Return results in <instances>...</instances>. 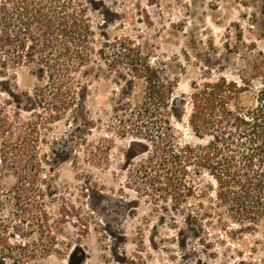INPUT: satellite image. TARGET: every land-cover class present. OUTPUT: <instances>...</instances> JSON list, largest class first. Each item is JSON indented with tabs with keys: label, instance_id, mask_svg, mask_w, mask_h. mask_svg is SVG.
<instances>
[{
	"label": "rangeland",
	"instance_id": "rangeland-1",
	"mask_svg": "<svg viewBox=\"0 0 264 264\" xmlns=\"http://www.w3.org/2000/svg\"><path fill=\"white\" fill-rule=\"evenodd\" d=\"M79 1L93 53L65 114L36 104L34 63L0 65V264H264V217L235 222L205 172L165 184L148 159L159 120L137 116L148 77L173 89L176 146L209 139L188 120L206 83L252 80L249 104L264 80V0Z\"/></svg>",
	"mask_w": 264,
	"mask_h": 264
},
{
	"label": "trees",
	"instance_id": "trees-1",
	"mask_svg": "<svg viewBox=\"0 0 264 264\" xmlns=\"http://www.w3.org/2000/svg\"><path fill=\"white\" fill-rule=\"evenodd\" d=\"M90 30L79 0H1L0 65L34 63L46 75L45 85L34 91L35 102L47 105L51 118H59L79 98L74 74L93 53ZM257 73L264 76L261 68ZM148 79L150 96L137 116L152 114L159 120V140L148 158L157 163L152 166L158 168L156 176L169 184L187 169L205 172L214 179L215 199L229 216L239 224H256L264 217V80L249 104L245 99L253 90L252 80L245 77L238 83L219 76L193 92L189 124L196 135L209 139L176 146L168 117L173 89L163 80L151 87ZM125 109L134 116L131 103Z\"/></svg>",
	"mask_w": 264,
	"mask_h": 264
}]
</instances>
